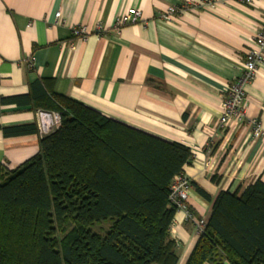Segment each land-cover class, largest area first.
I'll list each match as a JSON object with an SVG mask.
<instances>
[{
	"label": "crops",
	"instance_id": "1",
	"mask_svg": "<svg viewBox=\"0 0 264 264\" xmlns=\"http://www.w3.org/2000/svg\"><path fill=\"white\" fill-rule=\"evenodd\" d=\"M184 4L171 20L161 18ZM127 8L140 19L115 28ZM263 18L264 0H0V171L35 156L40 140L38 132L5 136L1 128L35 124L36 111L46 110L35 97L53 92L187 147L185 203L207 220L220 191L264 182V134L251 133L252 119L264 131V66L245 87L243 124L218 127L221 102ZM78 26L86 28L82 37L72 33ZM21 96L28 100L1 101ZM175 216L170 236L177 264H185L198 236L182 212Z\"/></svg>",
	"mask_w": 264,
	"mask_h": 264
},
{
	"label": "trees",
	"instance_id": "2",
	"mask_svg": "<svg viewBox=\"0 0 264 264\" xmlns=\"http://www.w3.org/2000/svg\"><path fill=\"white\" fill-rule=\"evenodd\" d=\"M35 98L60 114V125L40 136L35 156L0 171V264H177L169 186L191 151L65 96ZM1 130L12 136L37 127ZM106 219L103 233L90 229ZM185 264H264L260 177L217 194Z\"/></svg>",
	"mask_w": 264,
	"mask_h": 264
},
{
	"label": "built area",
	"instance_id": "3",
	"mask_svg": "<svg viewBox=\"0 0 264 264\" xmlns=\"http://www.w3.org/2000/svg\"><path fill=\"white\" fill-rule=\"evenodd\" d=\"M250 2V0H245ZM189 8L188 5L169 6L167 12L161 15V18L165 21H169L172 15L182 12ZM59 12L55 13L56 18H59ZM140 11L137 8H127L123 12L119 13L115 19V28H120L126 24H132L140 19ZM100 26H97L98 30ZM95 29V30H96ZM96 30V31H97ZM73 35L77 37L84 36L87 31L83 26L75 27L72 31ZM32 65L31 60L28 62ZM260 66H264V18L261 20L256 34L253 36L249 43L248 48L245 51L244 59L242 62L239 73L234 77L230 87L227 89L225 97L221 102L220 116L218 119V127L221 130H227L232 126H239L243 124L246 117V92L245 87L250 84ZM60 125V114L55 111L37 110L36 111V127L40 136L47 134L48 132L58 128ZM252 136L255 138L261 137L264 131L261 128L260 123L252 119ZM191 189V185L187 177L183 174V171L176 174L169 186V202L176 208L172 222H176V214L182 212L183 220L190 221L199 236L205 226L206 220L204 218L195 217L190 209L186 205L188 193Z\"/></svg>",
	"mask_w": 264,
	"mask_h": 264
},
{
	"label": "rangeland",
	"instance_id": "4",
	"mask_svg": "<svg viewBox=\"0 0 264 264\" xmlns=\"http://www.w3.org/2000/svg\"><path fill=\"white\" fill-rule=\"evenodd\" d=\"M110 224H111L110 219L101 220V221L93 222L90 229L97 233H103L105 230L108 229Z\"/></svg>",
	"mask_w": 264,
	"mask_h": 264
}]
</instances>
